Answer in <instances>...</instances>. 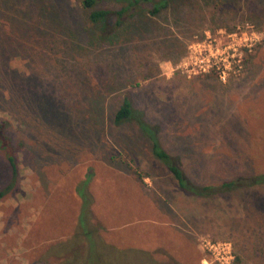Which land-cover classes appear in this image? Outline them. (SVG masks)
<instances>
[{
	"label": "rangeland",
	"instance_id": "obj_1",
	"mask_svg": "<svg viewBox=\"0 0 264 264\" xmlns=\"http://www.w3.org/2000/svg\"><path fill=\"white\" fill-rule=\"evenodd\" d=\"M191 2L179 25L166 12L102 40L79 0H0V124L17 172L0 152V264L55 263L47 251L74 233L87 176L88 221L118 249L203 264L209 240L237 264H264V187L188 197L143 134L113 122L127 92L196 185L264 172V0ZM206 38L252 47L221 81L194 69Z\"/></svg>",
	"mask_w": 264,
	"mask_h": 264
},
{
	"label": "trees",
	"instance_id": "obj_2",
	"mask_svg": "<svg viewBox=\"0 0 264 264\" xmlns=\"http://www.w3.org/2000/svg\"><path fill=\"white\" fill-rule=\"evenodd\" d=\"M111 5L110 8L99 7V4ZM81 9L85 12L88 24L97 30L102 40L121 37V33L133 27L145 31L150 20L158 19L162 13L169 12L172 23L179 25L192 11L191 0H79ZM180 11V12H179ZM173 14V16H172ZM165 21L166 16H162ZM144 113L135 109L127 92L121 97L120 103L113 114L115 124L130 123L144 136L151 157L158 162L174 181L175 186L184 195L204 199L222 193H229L234 189L264 187V172L250 174L245 177L221 182L219 185H196L191 183L178 165L176 158L169 155L161 146L157 126L149 125L144 120ZM4 123L0 124V152H2L10 169L12 180L15 179L16 147L13 146L4 132ZM136 177L142 179L139 173ZM89 176L79 185L76 195L80 200L79 213L74 233L66 240L51 246L46 255L56 261L53 264H176L173 260L161 262L153 253L140 249L117 247L106 243L96 229L89 223L90 197L85 191ZM9 189L0 190V200Z\"/></svg>",
	"mask_w": 264,
	"mask_h": 264
},
{
	"label": "built area",
	"instance_id": "obj_3",
	"mask_svg": "<svg viewBox=\"0 0 264 264\" xmlns=\"http://www.w3.org/2000/svg\"><path fill=\"white\" fill-rule=\"evenodd\" d=\"M194 45L192 44L191 47ZM197 51L193 54V65L197 72L214 71L218 79L225 80L226 70L240 58L238 50L243 48L247 53L251 51V40H243L241 43L225 42L223 45H216L214 41L206 38L202 43L195 44ZM238 62V60H236ZM205 256L203 264H237L231 250V246L226 242H214L202 240L200 243Z\"/></svg>",
	"mask_w": 264,
	"mask_h": 264
}]
</instances>
